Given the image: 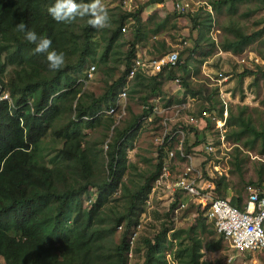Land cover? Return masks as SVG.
Masks as SVG:
<instances>
[{"label": "trees", "instance_id": "trees-1", "mask_svg": "<svg viewBox=\"0 0 264 264\" xmlns=\"http://www.w3.org/2000/svg\"><path fill=\"white\" fill-rule=\"evenodd\" d=\"M161 1L150 2L158 4ZM77 2L90 3L91 0ZM53 3L54 0H0V96L7 93L6 90L11 100H1L0 97V257L7 264H128L129 252L138 249L136 246L132 249L130 245L134 227L140 223L135 218L143 213L137 203L145 201L151 192L152 184L161 173L163 156L160 155L156 171L147 178L145 185L135 191L127 188L123 182L129 168V135L126 132L136 124L139 126L143 117L135 116L123 131L115 130L114 141L106 142L105 160L108 159L110 175L109 179L98 180L94 177L95 160L91 158L89 149L83 148V136L79 129L82 123L87 128L99 123L100 118L96 114L101 106L114 98L116 85L125 86L131 63L137 54L135 46L147 38L145 25L153 23L156 16H150L147 24H143L140 12L128 14L138 26L135 43L126 53L125 69L105 94L90 102L85 96L78 99L77 78L70 71L81 72L89 60L99 61L104 66L109 64L113 58V46L126 24L122 20L118 22L119 26L98 59L97 50L92 46L98 29L88 23L90 17H76L70 23H57L47 12ZM213 6L216 10L219 8L216 4ZM19 23H24L38 36L49 38V51L64 54V64L59 70L48 69L46 53L32 51L34 45L24 40L23 33L15 28ZM164 24H156L154 29H150L151 33L158 36ZM235 34L234 40L223 44L225 51H242L262 32L251 36L239 32ZM72 45L75 47L71 51ZM162 46L165 48L164 44ZM72 59L76 61L72 63ZM9 67H24L23 74L18 73L4 89L2 78ZM179 68L186 69V66ZM174 71L167 73V79H175ZM248 74L245 71L242 77ZM130 83H133L129 88L133 96L142 94L148 88L155 94L161 85L158 77L141 74ZM184 85L186 88L189 86L186 81ZM70 100H77V118L57 131L65 145L50 161H46L47 158L41 154L43 138L59 114L66 110ZM68 109L71 111L72 107ZM108 121L110 129L114 120ZM239 125L242 130L236 132L237 139L247 132L264 139V132L247 125L244 118H239ZM69 175L76 176V184H66ZM224 180L217 181L218 189ZM90 187L98 191L97 199L85 207L83 196ZM120 187L128 194L129 206L125 214L113 219L115 227L122 223L125 227L119 245L112 247L110 237L113 229L107 228L104 208L108 198ZM241 201L239 197L238 206ZM177 204L172 206V211ZM204 220L201 216L197 225L190 229L174 230L165 225L155 240H145L144 264H207L202 261V250H222L223 237L204 245L201 238L206 232ZM172 230L168 248L167 234Z\"/></svg>", "mask_w": 264, "mask_h": 264}, {"label": "rangeland", "instance_id": "rangeland-1", "mask_svg": "<svg viewBox=\"0 0 264 264\" xmlns=\"http://www.w3.org/2000/svg\"><path fill=\"white\" fill-rule=\"evenodd\" d=\"M150 1L100 0L109 14L110 23L107 27L98 29L97 36L94 37L92 46L97 50V58L99 59L105 46L109 44L113 32L119 26V21L122 20L126 24L127 32L121 29V34L113 46V58L109 64L104 66L99 61L89 60L81 72L70 71L77 78L78 99L85 96V99L91 102L99 98L121 77L125 69L126 53L135 43L134 36L138 23L136 20H131L128 15L135 12H140L143 24H147L150 16H156L153 23L145 25L147 38L135 46L136 53L139 50H145L148 55L159 57L171 51H178L182 61L181 66H186V69L175 70L174 76L182 78L183 81L188 82L189 86L186 88L183 83V91H181L172 79L166 78L168 74H163L160 81L162 84L155 94H152L151 89L148 88L143 90L142 94L133 96L128 89L127 115L118 122L114 117L99 116L101 112L108 109L121 91L122 85L118 87L116 85L114 98L107 105H102L96 114V117L100 118L99 123L91 128L85 127L82 123L79 129L80 135L83 136V148L89 149L91 158L95 160L94 177L98 180L109 179L108 159L105 160L106 142L114 141L115 130L123 131L133 117L141 114L143 105L156 102L155 97H160L159 103L163 107L167 104H185L187 109L177 117L179 123H184V125L189 124L190 117H199L207 109L212 115L217 116L222 104L224 106L223 101L226 100L229 117L225 134L228 149L231 148V151L227 152L226 156L219 154L217 157L220 159H212V168L208 172L206 169L209 168L210 163L207 162L202 172L205 178L211 176L217 181L225 178L221 184V191H225V196H222L220 192H217V195L221 198H232L231 194L236 193L243 199L241 204L243 206L251 187L264 191V139L255 140L250 133H243L238 139L236 137V132L242 130L239 125L240 117L244 118L247 125L250 123L256 131L264 132V0H186L191 6L198 7L191 8V11L194 10L192 12H178L179 14L175 13L174 1L181 0H162L158 4H151ZM213 4L219 8L216 10ZM123 18L126 19L123 20ZM161 23H165L164 27L159 35L155 36L150 29H154L156 24ZM236 32L247 36L261 32L262 34L253 43L245 46L242 51H225L222 48L223 44L227 40H234ZM74 47L75 45L71 46V51ZM75 61L76 59L72 63ZM92 66L96 67V71L94 77L90 79L87 71ZM23 69L24 67H9L2 78L4 85L1 84V86L7 89V84L15 79L18 73L23 74ZM244 71L252 72L253 75L242 77ZM132 85L133 83H130L129 87L131 88ZM5 92H7L5 94L9 93L6 90ZM145 97L149 99L144 101ZM76 105L77 100H70L66 110L59 114L56 122L43 138L41 154L47 158L46 161H50L65 145V141L60 138L57 131L76 120ZM70 107H72L71 111L68 109ZM169 116L175 115L172 113ZM110 119L114 120V123L109 129L108 120ZM83 120L87 121V119ZM162 122L163 118L160 119L157 116L152 122L140 120L139 126L136 124V127L126 132L127 136L129 135L127 142L129 168L123 177V182L128 189L135 191L146 184L147 178L156 171L161 154L164 165L170 168L168 180L158 186L153 194L152 190L157 186L156 179L147 199L142 203H137L143 213L139 214L135 220L140 222L142 227L138 230L135 245L138 249L133 251L132 257L128 256V264H144L145 240H155L165 225L172 227L171 222L173 221L175 230L190 229L197 225L198 218L202 216L206 225V232L201 237L204 245L222 238L216 231L215 225L205 218L203 212L191 203L188 197H181L187 206L185 209L176 214L170 210V189L167 184L175 181L183 169V162L175 159L170 162L166 156V150L163 148L160 151L162 138L168 130ZM210 125L212 130L209 136L212 140L217 139L218 136L214 130L215 122H210ZM175 127L176 125L172 124L169 131L171 132ZM186 131L188 132L186 147L191 153L193 151L191 144L195 142L191 134L195 133V130L190 126L186 128ZM193 153L198 158L203 155L200 151H193ZM195 161L196 164L200 162V160ZM213 165L219 167V171L223 173L222 176L213 168ZM72 183L76 184L77 178L69 175L66 184ZM97 194L96 189L88 188V193L83 196L84 206L89 207L97 199ZM128 201V194L120 187L108 198L104 208L107 228L113 229L110 237L112 247L119 245L125 227V223L115 227L113 219L128 211ZM222 242L223 248L220 251L213 252L204 248L202 261L207 264H264V251L256 254L240 253L233 250L226 240L223 239ZM169 244L168 248H170ZM167 258L171 262L169 255ZM0 264H7L3 257H0Z\"/></svg>", "mask_w": 264, "mask_h": 264}, {"label": "built area", "instance_id": "built-area-1", "mask_svg": "<svg viewBox=\"0 0 264 264\" xmlns=\"http://www.w3.org/2000/svg\"><path fill=\"white\" fill-rule=\"evenodd\" d=\"M150 1V0H143ZM198 6H191L186 0L174 1V8L176 12L187 13L191 8ZM194 11V10H192ZM191 11V12H192ZM206 11V10H205ZM208 12V11H207ZM212 14V13H211ZM123 32H127V26L122 28ZM181 57L178 51H171L159 57H153L144 52H138L135 59L131 63L125 86L117 94L115 101L108 107L107 110L99 114L106 117H114L119 122L120 119L127 115V97L129 83L136 75L141 74L144 76H154L160 73L169 72L178 69L181 66ZM96 67L92 66L87 71V76L92 79L95 75ZM175 83L177 86L182 87L180 78H176ZM1 100H10L9 94L0 96ZM156 102H148L143 106L144 112L141 119L142 122H152L154 117L163 118V125L168 129L162 138L161 147L166 150V156L171 162L177 160L178 157L187 159L191 162V156L186 153L185 140L188 132L185 125L180 124L177 117L181 112L187 109L183 103L177 105H167L163 107L159 103L160 97H155ZM224 106L222 112L214 116L208 110L202 112V116L208 118L210 121L215 122V127L220 133V145L216 146L215 142L209 139L203 143L204 152L209 155L216 156V150L221 153L229 150L225 141V132L227 119L229 117L228 104L223 101ZM174 113L175 116L171 117L169 114ZM199 123L198 117H190L189 125H197ZM176 125L175 129L169 131L170 126ZM193 135V134H192ZM175 146V148H173ZM160 147V148H161ZM108 145L106 143V150ZM166 161V160H165ZM170 168L163 163L162 157V170L157 178V186L153 188V194L156 192L158 186L162 185L164 181L168 180L170 176ZM201 177L200 173L189 163L186 168L180 172L173 183H168L167 187L171 193L181 192L187 196L192 197L194 200L201 199L197 207L201 210L207 220L215 224L216 231L225 239L233 250L240 253H256L264 251V193L257 189H251V192L246 200L244 209L231 204L226 199L220 198L215 195L214 189L207 185L205 188L197 185L198 179ZM185 206L182 205L180 209ZM142 225L133 230L130 236V245L133 249L138 237V230ZM133 250L128 254L132 257Z\"/></svg>", "mask_w": 264, "mask_h": 264}, {"label": "crops", "instance_id": "crops-1", "mask_svg": "<svg viewBox=\"0 0 264 264\" xmlns=\"http://www.w3.org/2000/svg\"><path fill=\"white\" fill-rule=\"evenodd\" d=\"M210 6V5H209ZM146 52L145 50H139V52ZM230 52H232V51H230ZM259 61H260V59H258ZM175 70H177V69H175ZM170 72V71H169ZM245 72V71H244ZM249 74L248 75H246V76H249V75H253V73L252 72H249V71H247ZM168 72H165V73H160V74H158V75H154V76H152V77H158V81L160 82L161 81V77L163 76V74H167ZM147 77V76H146ZM245 77V76H244ZM167 78V77H166ZM176 78H180V77H175V79ZM175 79H172V82L177 86V84L175 83ZM181 79V81H182V87H179L178 86V89H180L181 91H183V83H184V81H183V79L182 78H180ZM161 84H162V82H160ZM129 86H130V83H129ZM184 87H185V85H184ZM130 88V87H129ZM225 102H226V100H224ZM227 103V102H226ZM167 105H169V104H167ZM166 105V106H167ZM171 105V104H170ZM144 106V105H143ZM166 106H164V107H166ZM222 109H223V104H222V107H221V110H220V113L222 112ZM208 111H210L209 109H207ZM143 112H144V109H143V107H142V112H141V114L139 115V116H143L144 114H143ZM219 113V114H220ZM212 114V113H211ZM218 114V115H219ZM199 118V123L197 124V125H191V129H193V130H195V133H192L191 134V136H193V138L195 139V142L193 143V144H191L192 145V150L194 151V152H198V151H200L201 153H203V155H200V158H198V157H196V156H194L193 154V151L191 152V153H189L188 151V149H187V147H186V140H185V148H186V153L187 154H189L190 156H191V162L189 161V160H187V159H185V158H183V159H181V158H179L178 157V159L176 160V161H180V162H183V169H182V171L186 168V166L188 165V163H192V165H193V167L200 173V175H201V177L198 179V181H197V185L199 186V187H203V188H205L207 185H210L214 190V192H215V195L216 196H218L217 194V192H220V194L222 193V196H225V191L224 192H222L221 191V188L220 189H218V186H217V180H215V179H213V178H211V176H208L207 178H205L204 177V173L202 172V168H203V166H205L206 165V163L207 162H209L210 164H209V168H207L206 170H207V172L210 170V168H212L211 166V164H212V159H214V158H218V159H220L219 157H217L219 154H221V155H227V152H230L231 151V148L229 149V150H227V151H224V153H221V151L220 150H216V156H214V155H209V154H207V153H205L204 152V149H203V143H205V142H207L209 139H211L212 140V138H210V136H209V132H211V125H210V122H212V121H210L208 118H206V117H203L201 114H200V116L198 117ZM160 119H162L161 117H160ZM227 121H228V119H227ZM180 124H182V123H180ZM250 124V123H249ZM183 125H184V123H183ZM185 128H190V125L189 124H185ZM252 128H254V127H252ZM215 132H216V134H217V136H218V138L217 139H213V141L215 142V144H216V146H219L220 145V133H219V131L217 130V128L215 127ZM247 133H250V132H247ZM250 134H252V133H250ZM253 135V134H252ZM224 136H225V141H226V144L228 145V142H227V136H226V134H224ZM253 139H255V140H258V139H263V138H256L254 135H253V137H252ZM210 159V160H209ZM195 160H200V162L199 163H197L196 164V161ZM213 168L218 172V174L219 175H223V173L222 172H220L219 171V167H217V165H213ZM222 186V185H221ZM250 188V187H249ZM251 189L253 190V189H257V190H259L261 193H264V191H262V190H260V189H258V188H256V187H251L250 189H249V192H248V196H249V194H250V192H251ZM183 196H186V197H188L189 199H190V201H191V203H193L195 206H197V204H198V200H194L192 197H190V196H187L186 194H184V193H181V192H179V191H177V192H174V193H171L170 192V202H171V206H170V210L172 211V206L175 204V203H177L178 202V204H177V207L172 211V213L173 214H176V213H178L180 210H182V209H180V207L182 206V205H184L185 207L183 208V209H185L187 206L185 205V203L183 202V200L181 199V197H183ZM231 196H233L232 198H229V197H227V198H223V199H226L227 201H229L231 204H233V205H235V206H237L238 208H240V209H244V207H245V205H241L242 204V201H243V199H242V201H241V204H240V206H238V203H237V201H238V198L240 197L239 195L237 196L236 195V193H233V194H231ZM219 197V196H218ZM177 198V199H176ZM221 198V197H220ZM248 198V197H247ZM246 203V202H245ZM174 220V219H173ZM213 223V222H212ZM139 224V223H138ZM171 224H172V228H174V221L173 222H171ZM214 224V223H213ZM215 225V224H214ZM138 225H136L135 227H134V229L137 227ZM174 230H175V228H174ZM174 230H172V231H169V233L167 234V236H168V238L169 239H171V237H170V235L174 232ZM225 240V239H224ZM174 242H176V241H174ZM263 252V251H262ZM256 253H259V252H256ZM256 253H247V254H256Z\"/></svg>", "mask_w": 264, "mask_h": 264}, {"label": "clouds", "instance_id": "clouds-1", "mask_svg": "<svg viewBox=\"0 0 264 264\" xmlns=\"http://www.w3.org/2000/svg\"><path fill=\"white\" fill-rule=\"evenodd\" d=\"M48 14L57 23H70L76 17L89 16L88 23L93 28H104L110 23V17L100 0H91L90 3H79L77 0H54L48 7ZM16 30L23 33V38L33 44L34 53H46L47 67L49 70H59L64 64V54L55 50L49 51L51 40L27 28L24 23L15 25ZM8 101V100H7ZM11 102V100H9Z\"/></svg>", "mask_w": 264, "mask_h": 264}, {"label": "bare ground", "instance_id": "bare-ground-1", "mask_svg": "<svg viewBox=\"0 0 264 264\" xmlns=\"http://www.w3.org/2000/svg\"><path fill=\"white\" fill-rule=\"evenodd\" d=\"M199 202L201 201V199L198 200Z\"/></svg>", "mask_w": 264, "mask_h": 264}]
</instances>
